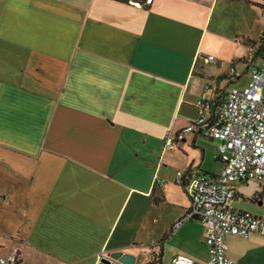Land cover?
Segmentation results:
<instances>
[{"label":"crops","instance_id":"obj_1","mask_svg":"<svg viewBox=\"0 0 264 264\" xmlns=\"http://www.w3.org/2000/svg\"><path fill=\"white\" fill-rule=\"evenodd\" d=\"M263 12L264 0H0V258L207 264L203 225L175 226L190 206L176 176L217 173L216 141H164L198 100L246 85ZM233 209L264 219V182L238 184ZM226 243L235 264H264V235Z\"/></svg>","mask_w":264,"mask_h":264},{"label":"built area","instance_id":"obj_2","mask_svg":"<svg viewBox=\"0 0 264 264\" xmlns=\"http://www.w3.org/2000/svg\"><path fill=\"white\" fill-rule=\"evenodd\" d=\"M150 2V0H146ZM264 22V12H263ZM207 57L206 61H212ZM264 39L258 64L248 69V81L243 87H231L214 99L198 100L195 121L184 126L175 135L165 138L164 147L173 148L176 142L198 131L207 139L216 141V154L220 170L215 174L184 176L190 200L183 221L198 220L204 227V243L208 251L207 264H235L227 255L226 238H248L252 234L264 235V219L246 211L233 209L236 186L242 182H264ZM215 89L208 82L205 91ZM13 254L0 258V264H17ZM171 264H194L184 256L176 255Z\"/></svg>","mask_w":264,"mask_h":264},{"label":"water","instance_id":"obj_3","mask_svg":"<svg viewBox=\"0 0 264 264\" xmlns=\"http://www.w3.org/2000/svg\"><path fill=\"white\" fill-rule=\"evenodd\" d=\"M134 259L129 255H122L120 253H114L110 259H101L99 264H133Z\"/></svg>","mask_w":264,"mask_h":264},{"label":"rangeland","instance_id":"obj_4","mask_svg":"<svg viewBox=\"0 0 264 264\" xmlns=\"http://www.w3.org/2000/svg\"><path fill=\"white\" fill-rule=\"evenodd\" d=\"M240 75H239V78L238 79H236V81H235V85H237V86H242L244 83H245V81H246V78H245V76H244V74H242V73H239ZM232 86H229L227 89H230ZM263 97H264V88H263Z\"/></svg>","mask_w":264,"mask_h":264},{"label":"trees","instance_id":"obj_5","mask_svg":"<svg viewBox=\"0 0 264 264\" xmlns=\"http://www.w3.org/2000/svg\"><path fill=\"white\" fill-rule=\"evenodd\" d=\"M121 3H126L128 4L130 1L138 2V3H143L144 0H116Z\"/></svg>","mask_w":264,"mask_h":264}]
</instances>
